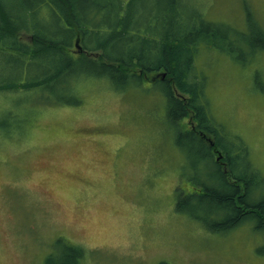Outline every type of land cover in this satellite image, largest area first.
I'll use <instances>...</instances> for the list:
<instances>
[{
    "label": "rangeland",
    "instance_id": "obj_1",
    "mask_svg": "<svg viewBox=\"0 0 264 264\" xmlns=\"http://www.w3.org/2000/svg\"><path fill=\"white\" fill-rule=\"evenodd\" d=\"M150 1L142 0L144 8L140 0L131 8L123 1L122 7L131 9L137 24L149 22L150 10L155 21ZM191 1L210 20L237 31L248 29V10L264 26V0ZM105 4L90 5L94 21L104 22L99 13ZM52 14L41 6L23 19L38 24L44 36L51 33L54 42L72 38L79 28L54 21ZM93 25L85 26L90 31ZM99 29L108 34L106 27ZM74 42L67 52L79 67L75 62L83 55H74ZM9 48L14 47L0 43V81L21 80L22 64ZM259 53L240 63L203 46L195 63L206 78L212 116L227 137L242 140L260 176L252 203L264 199V52ZM155 75L123 92L106 77L86 74L73 80L75 91L68 90L79 104L55 102L51 94L50 102L42 90L0 96V264H59L61 239L83 248V264H264V228H256V220L215 234L176 211L179 185L186 192L191 186L181 175L213 179L214 170L190 163L175 143L168 100L149 89ZM127 93L135 95L130 99Z\"/></svg>",
    "mask_w": 264,
    "mask_h": 264
},
{
    "label": "trees",
    "instance_id": "obj_2",
    "mask_svg": "<svg viewBox=\"0 0 264 264\" xmlns=\"http://www.w3.org/2000/svg\"><path fill=\"white\" fill-rule=\"evenodd\" d=\"M99 1L103 0H0V43L14 47L9 49L16 51L17 61L22 64L21 80L0 81V96L42 90L49 101L51 94L56 96L55 102L79 104L68 93L75 91L72 82L76 78H86V74L106 77L112 89L124 92L130 86L142 87L156 73L149 89L155 87L168 100L167 116L175 126V143L186 152L190 163L196 160L203 169L214 170L213 179H201L195 172L181 175L182 180L186 178L184 182L190 180L192 187L186 192L179 185L176 211L215 234L255 220L256 228L263 229L264 199L259 203L250 201L252 191L260 189V176L242 140L227 137L212 116L206 98V78L197 73L195 66L203 46L230 54L240 63L264 52V26L257 14L253 18L255 11L251 14L248 10V29L241 32L232 25L210 20L191 0H151L156 20L150 10L149 22L146 18L138 24L131 9L122 7L124 1L131 8L135 0H106L99 13L104 22L98 23L94 21L97 13L90 5ZM141 4L144 8L142 0ZM41 6L53 12L54 21H63L78 31L72 38L58 42L50 39L51 33L48 37L41 34L38 24L23 19V15L37 14ZM88 19L92 22L88 23ZM87 24H94L90 31ZM235 26L241 28V24ZM104 27L108 34L99 29ZM76 32L82 35L90 54L79 57L75 62L79 67H75L67 52ZM132 95L135 94H126L130 99ZM187 117L189 122L184 123ZM58 243L62 244L59 264H83L85 252L80 245H66L62 239ZM260 253H264V247ZM47 263L55 264L51 260Z\"/></svg>",
    "mask_w": 264,
    "mask_h": 264
},
{
    "label": "flooded vegetation",
    "instance_id": "obj_3",
    "mask_svg": "<svg viewBox=\"0 0 264 264\" xmlns=\"http://www.w3.org/2000/svg\"><path fill=\"white\" fill-rule=\"evenodd\" d=\"M72 50H73V51H74L76 54H77V53H79V52H81L80 50H78V49H75V48H74V49H72Z\"/></svg>",
    "mask_w": 264,
    "mask_h": 264
}]
</instances>
